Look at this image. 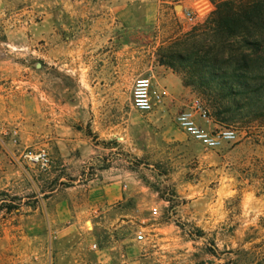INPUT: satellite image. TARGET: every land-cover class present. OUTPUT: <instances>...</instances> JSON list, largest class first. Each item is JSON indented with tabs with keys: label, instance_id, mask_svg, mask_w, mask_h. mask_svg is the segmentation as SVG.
<instances>
[{
	"label": "rangeland",
	"instance_id": "374dc122",
	"mask_svg": "<svg viewBox=\"0 0 264 264\" xmlns=\"http://www.w3.org/2000/svg\"><path fill=\"white\" fill-rule=\"evenodd\" d=\"M54 1L4 0L0 7V75L8 78L0 83V264H264V117L252 113L253 106L264 109V66L237 65L242 50L215 17V0H138L141 17L154 14V2L158 8L150 37L136 44L142 70L148 62L171 70L206 121L218 124L214 132L232 130L235 141L209 150L187 136V151L171 152L158 129L147 128L135 163L140 214L76 215L69 234L54 226L62 198L70 196L77 209L90 205L89 182L105 166L101 154L74 144L63 156L53 124L45 126L38 113L43 97L52 96L40 76L43 67L52 75L53 18L74 12ZM205 3L213 13L190 20ZM176 126L182 131L177 119ZM218 151L220 161L207 157Z\"/></svg>",
	"mask_w": 264,
	"mask_h": 264
},
{
	"label": "crops",
	"instance_id": "0c3cea01",
	"mask_svg": "<svg viewBox=\"0 0 264 264\" xmlns=\"http://www.w3.org/2000/svg\"><path fill=\"white\" fill-rule=\"evenodd\" d=\"M3 2L0 0V7ZM154 3L156 10L158 5ZM67 4L74 12L68 17L53 18L52 75L51 78L45 75L50 69L43 67L40 76V82L52 84V96L43 97L38 113L45 126L50 121L53 124L54 140L64 146L60 148L63 156L67 145L74 144L83 153L101 154V162L105 165L100 179L96 176L89 182L87 200L90 205L87 208H74L70 196L55 205L52 211L54 226L64 225L63 231L69 234L75 225L72 218L76 215L117 213L126 220L140 214L141 180L135 175V163H139L144 153L142 131L157 128L159 133L157 130L156 133L168 150L187 151L188 135L177 128L176 119L180 110L195 108L198 100L171 70L153 62L147 63L150 65L148 71L147 67L142 70L136 41L142 35L150 37L149 30L157 21L155 10L154 14L146 13L141 17L136 11L141 6L138 0L68 3L56 0L53 3L58 9ZM45 23L43 21L42 25ZM42 39L45 41V37ZM147 72L151 73L158 93L165 96L150 115L144 116L133 109L131 92L135 80ZM7 81L2 73L0 83ZM2 121L5 119L0 116ZM196 121L208 133L219 128L214 120L206 121L197 116ZM223 156V151L207 153L214 162ZM216 165L222 166L220 162ZM97 183L101 186L97 187Z\"/></svg>",
	"mask_w": 264,
	"mask_h": 264
},
{
	"label": "trees",
	"instance_id": "16d2710c",
	"mask_svg": "<svg viewBox=\"0 0 264 264\" xmlns=\"http://www.w3.org/2000/svg\"><path fill=\"white\" fill-rule=\"evenodd\" d=\"M215 3V17L222 21L226 34L237 39V49L242 50L235 60L237 65L245 70L264 66V0H215ZM244 49H249L253 57L245 54ZM252 110L255 118L264 117L263 107L253 106Z\"/></svg>",
	"mask_w": 264,
	"mask_h": 264
},
{
	"label": "built area",
	"instance_id": "2783aa9c",
	"mask_svg": "<svg viewBox=\"0 0 264 264\" xmlns=\"http://www.w3.org/2000/svg\"><path fill=\"white\" fill-rule=\"evenodd\" d=\"M213 13V6L205 3L188 14L192 21L207 18ZM164 94L153 92V82L151 77H139L135 80L132 90V107L140 114H150L155 105L160 103ZM199 116L203 120H208L207 114L201 106L196 105L194 109L182 112L177 117L179 128L184 131L193 141L201 144L209 150H216L224 143L235 141L236 133L232 130H219L208 133L204 131L196 121ZM157 210H153V215H157Z\"/></svg>",
	"mask_w": 264,
	"mask_h": 264
},
{
	"label": "water",
	"instance_id": "95a60500",
	"mask_svg": "<svg viewBox=\"0 0 264 264\" xmlns=\"http://www.w3.org/2000/svg\"><path fill=\"white\" fill-rule=\"evenodd\" d=\"M180 9H181L180 7L177 8V10H180Z\"/></svg>",
	"mask_w": 264,
	"mask_h": 264
}]
</instances>
